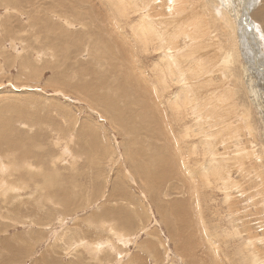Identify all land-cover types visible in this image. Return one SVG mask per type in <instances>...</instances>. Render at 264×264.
Listing matches in <instances>:
<instances>
[{"label":"rangeland","instance_id":"374dc122","mask_svg":"<svg viewBox=\"0 0 264 264\" xmlns=\"http://www.w3.org/2000/svg\"><path fill=\"white\" fill-rule=\"evenodd\" d=\"M96 1L87 7L91 19H81L92 29L107 18ZM141 1V8L125 0L122 12L110 10L126 41L94 35L100 47L123 41L131 48L120 57L129 77L122 88L115 73L97 68L109 70L104 57L78 51L83 33H27L52 59L23 75L16 58L29 52L17 30L30 12L11 20L16 32L0 31V152L9 157L0 159L11 164L14 155L18 167L24 160L36 166L16 168L27 180L18 198L14 191L13 199L0 197V264H264V0H177L176 10L169 0ZM190 20L200 26L186 37ZM137 22L147 43L133 37ZM226 48L236 54L231 73L221 63ZM167 58L191 69L172 67L165 85L159 68ZM99 71L106 76L96 89L115 99L114 108L87 90ZM145 82L158 84V103ZM212 159L220 174L202 177ZM153 171L155 181L144 176ZM63 234L86 247L68 249ZM99 240L111 249H89Z\"/></svg>","mask_w":264,"mask_h":264},{"label":"bare ground","instance_id":"6f19581e","mask_svg":"<svg viewBox=\"0 0 264 264\" xmlns=\"http://www.w3.org/2000/svg\"><path fill=\"white\" fill-rule=\"evenodd\" d=\"M96 0H0V7L3 8L4 12H5V15H4V19H0V31L2 30V32H5V31H11V32H16V30H14L13 28V25H12V22L11 20L12 19H17V16H21L23 14H25L28 10L27 13L30 12V14L28 15V22H27V25L22 27L21 29H18L17 32L18 33H24L25 35L29 32H34L36 29H44V30H58V31H61V32H64V33H67V34H72V35H69V36H75L77 34H81L83 33V35H86L85 37H81L80 38V41H79V50L81 53L82 52H88L90 54V57L92 55H96L97 57H104L105 60L107 61V64L109 66V70H104L102 67H97L99 70L102 69V72H109L111 75H113V73H115V76H113L112 78L113 79H116L117 80H114V81H119L118 83L115 82L113 83L115 87H120L122 88L123 87V83L121 84L120 81H122V78H126L128 76H126V73L127 70L125 69V67H122L123 66V63L120 59L121 55H128L129 52H130V49L128 48L129 46H127V44L125 45V43L123 44V41H126V36L124 37L123 35H125V33H119L118 29H121L122 28L120 27L121 25V22L120 20H117L111 13V9L112 8H117L119 12H122V9L124 8L125 6V0H99L100 1V4H102V6L106 9V15H107V18H105V22H101V23H98V25L95 28L92 29L93 27V23L91 24V26H87V24H84L81 19H91L90 17V14L88 12V9L87 7L91 4H94V6L96 7ZM137 3H138V6L141 8L142 7V1L141 0H136ZM177 0H169V5H171V9H174L176 10V7H178L177 5ZM212 5V4H211ZM166 9V8H165ZM178 9V8H177ZM230 9V8H229ZM232 11V10H231ZM166 13V12H165ZM226 13H224L225 15ZM152 16V15H151ZM170 17V15H169ZM27 18V17H26ZM174 18V17H173ZM54 19H56L54 21ZM154 19V18H153ZM169 19V18H168ZM225 19L226 21H228L229 25L233 26L232 25V22L229 18L226 17L225 15ZM149 20V19H148ZM151 21L150 22H153L152 18L150 19ZM18 21V20H16ZM171 21V20H170ZM23 22V21H22ZM178 22V21H177ZM182 22V21H181ZM172 23V22H171ZM102 24H106L108 27V30L107 32L103 33L104 32V29H100L98 26L102 25ZM204 24V23H203ZM17 25V24H16ZM96 25V23L94 24ZM152 25V23H151ZM216 25V24H215ZM79 26V30L77 31H74L72 29H76L77 27ZM156 26V25H155ZM154 26V27H155ZM199 23L198 21H196L195 23L193 21L190 20V25H189V32H185V35L186 37H193L196 36V32H198V29H199ZM76 27V28H75ZM135 27L138 29L137 31H133V37L140 40V41H144L146 39V43H147V36L146 37H142V35H145L147 34L145 30H143L142 26H141V22H137V24L135 25ZM152 27V26H151ZM157 27V26H156ZM187 27V26H186ZM185 27V28H186ZM207 27V26H206ZM209 27V26H208ZM224 27V26H223ZM235 27V26H234ZM98 28V31L97 32V29ZM147 29H150L149 27ZM90 30H94L90 35H87ZM156 30L157 32L153 31L154 34L156 35H163L161 32H159V30H157L156 28L154 29ZM235 30V29H234ZM204 31V30H203ZM61 32H54V33H57L59 35H61ZM108 32H111V34L115 35L117 38H120V40H122L121 38L123 37V41L121 43V41L116 45V46H111V47H100L98 46V43H96L94 40H98V39H101L100 37L98 36H94V35H106L108 34ZM171 32V31H170ZM224 32V31H223ZM62 36V35H61ZM128 37V36H127ZM178 37V36H177ZM234 37V36H233ZM17 38V37H16ZM15 37H13V40L11 41L12 43V46H15V43L14 41L16 40ZM19 38V37H18ZM25 41L24 43L26 44L25 48L23 50H26V52H29V54H24L22 55V57L20 56H17L18 58L16 59H19V66H20V71L21 74H23L24 72L28 71L29 68H31L33 65V63H36L38 64L42 59L43 57L45 56L46 58H51L52 59V55L49 51H46L44 50L43 48L39 47L41 46V41L40 40H37L35 37H33V39L30 37V36H25L24 37ZM21 39V38H20ZM132 39V38H131ZM237 39V38H236ZM177 40V39H176ZM29 41V42H28ZM207 41V40H206ZM23 42V41H22ZM137 41H135L134 45L136 44ZM130 43V42H129ZM144 43V45L146 44ZM59 48L63 47L65 44H66V39L63 38L61 39L60 41L57 42ZM156 44V43H155ZM173 44V43H172ZM233 44V43H232ZM237 44V43H236ZM131 45V43H130ZM132 44V46H134ZM166 45V43H165ZM193 45V44H192ZM204 45V44H203ZM24 46V44L22 45ZM21 46V47H22ZM81 46H82V49H81ZM201 46V45H200ZM131 47V46H130ZM149 47V44H147V48ZM208 47V46H207ZM16 48V47H15ZM14 48V50H15ZM198 48V47H197ZM200 48V47H199ZM205 48V47H204ZM230 48V47H229ZM228 48V49H229ZM93 51H92V50ZM201 49V48H200ZM82 50V51H81ZM172 50V48H171ZM198 50V49H197ZM203 50V49H202ZM77 51V52H78ZM148 51V50H147ZM224 51V50H222ZM230 51V50H228ZM21 52V51H19ZM19 52L17 54H19ZM36 53V58L34 59H30L29 57L33 54V53ZM98 52V53H96ZM209 52V51H207ZM227 52V48H226V51ZM24 53V52H23ZM169 53V52H167ZM222 53V52H221ZM16 54V53H15ZM16 54V55H17ZM240 54V53H239ZM27 55V56H25ZM81 55V54H80ZM219 55V54H218ZM24 56V57H23ZM168 56V55H167ZM175 56V55H174ZM97 57H94L92 59H96L95 62L98 63L100 61L99 58ZM126 57V56H124ZM165 57V56H164ZM170 57V56H169ZM168 57V58H169ZM173 57V56H171ZM167 58V59H168ZM221 58V63L223 64L224 68L227 70V72L231 73L232 71V64H233V61L235 62V58H236V54L234 53V50L231 52H227L225 54H221L220 56ZM45 59V58H44ZM43 59V60H44ZM166 59V58H165ZM165 62H167V60H165ZM172 59V58H170ZM168 59V60H170ZM163 59L161 62H163ZM190 61V60H189ZM184 62V61H183ZM162 63V66L164 65ZM161 64V63H159ZM169 63H166L165 67V71L166 72H163V69L159 68L160 69V73L163 74L161 75V78L162 80H164V76L165 74L169 73L170 69L172 67L180 70V71H183L184 68H181L177 62V60L175 59L174 62H172V65H171V60H170V64L168 65ZM189 64L187 63V65L185 64V69L184 70H187L189 71V69H191L190 66H188ZM194 66V67H193ZM202 67V64L199 62V63H193L192 67L194 69H198V67ZM235 67V65H234ZM233 67V68H234ZM240 67V66H239ZM121 68H122V72H121ZM157 68V69H158ZM156 69V71H157ZM223 69V68H222ZM239 71V70H238ZM190 72V71H189ZM241 72V71H240ZM196 73V71H195ZM107 74V73H106ZM157 74V73H156ZM194 73L192 72V75ZM24 75V74H23ZM105 74L104 73H100L99 72H96L95 75H94V82H95V86L94 85H91L87 88V90L89 91L90 88L92 90V92L94 93L95 96L98 97L99 101L103 104V105H107L108 107L110 108H114L116 107L114 104V101L115 99L114 98H111V97H108L105 93L104 95L102 94H99L97 89H96V86L98 87V84L100 83V85L102 83H104L101 78H103ZM235 75V74H234ZM240 75V74H238ZM21 76V75H20ZM102 76V77H101ZM106 76V75H105ZM188 76V75H187ZM223 76V75H222ZM243 76V75H242ZM101 77V78H100ZM191 77V76H190ZM233 77V76H232ZM248 77V76H247ZM125 78L123 79V81H125ZM129 78V77H128ZM131 78V77H130ZM159 81H156V83L158 82H161L162 83V80H160L161 78L158 77ZM222 78V77H221ZM234 78V77H233ZM237 78V77H236ZM127 79V78H126ZM235 79V78H234ZM191 80V78H190ZM70 81V80H69ZM98 81L99 83L96 84ZM105 81V80H104ZM165 81V80H164ZM168 81V80H167ZM238 82H240V79H238ZM120 83V84H119ZM145 85L149 83L145 82L144 83ZM164 84V82H163ZM240 84V83H239ZM158 85V84H157ZM157 85L155 84H150L149 87H150V90L149 93L150 95L153 96V100L155 103H158L157 101H155L161 94V92L158 91V88H157ZM165 85L166 84V81H165ZM112 86V85H111ZM163 86V85H162ZM103 87L105 88V84L103 85ZM107 87V85H106ZM205 87V86H204ZM163 88V87H162ZM119 89V88H118ZM117 89V90H118ZM165 89V88H164ZM163 89V90H164ZM123 90V89H122ZM214 91V90H213ZM114 92H117L116 90ZM58 94H61L63 95L61 92H58ZM125 90L123 91H118V97L119 99H123L124 96H125ZM156 94V95H155ZM216 100V99H215ZM221 100V99H220ZM173 101V100H172ZM248 101V100H247ZM221 102V101H220ZM227 104V102H226ZM176 103L175 102H172L170 104L171 107L175 106ZM222 105V104H221ZM158 107V105H157ZM156 107V108H157ZM216 108V107H215ZM213 107V109H215ZM159 109V108H158ZM220 109V108H219ZM158 111V110H157ZM198 112V111H197ZM219 113V112H218ZM227 114V113H226ZM244 114V113H243ZM241 114V115H243ZM244 117V116H243ZM242 117V118H243ZM162 119V118H161ZM246 119V118H245ZM244 119V120H245ZM248 119V118H247ZM239 120H241V118H239ZM242 121V120H241ZM243 122V121H242ZM249 122V121H248ZM163 123V122H162ZM248 125V124H247ZM164 127V126H163ZM27 128V126H26ZM167 128L165 127V131ZM249 130V128H247ZM172 133V132H171ZM166 134H169L168 131L166 132ZM172 138L175 139V137L171 134ZM170 137V136H169ZM171 138V137H170ZM177 139L173 140L176 141ZM211 141V140H210ZM209 141V142H210ZM173 142H172V145H173ZM213 142V141H212ZM174 143H177V142H174ZM178 144V143H177ZM207 144V143H206ZM211 144H214L211 143ZM210 144V146H211ZM209 145V143H208ZM207 145V146H208ZM56 147V144L54 145ZM57 148V147H56ZM175 149L177 148V146L175 145L174 147ZM175 149H173L175 151ZM178 149V148H177ZM193 151V150H192ZM67 152V148L65 147L63 150H62V153H66ZM69 152V151H68ZM192 153V152H191ZM206 153V152H205ZM215 153V152H213ZM0 158H9L5 155V153L3 152H0ZM212 156V154H211ZM214 156V155H213ZM12 160H11V164L9 163H4L1 159H0V181L1 180H4L2 185H0V197L2 198H5L6 196L10 195V197L13 199V195L10 191H14L16 192V196L15 198H18L19 197V191H21L25 186H26V183H27V180L25 178V175H23V177H21L20 175L22 174L21 172H15L17 171V169L19 168H22L24 169L25 171L27 172H31L33 170H35L36 166H34L32 163L29 162V160L27 161H23V163L21 164L20 167H18L20 164L19 162L14 159V158H17L16 156H12L11 157ZM54 158H60V157H55ZM179 159V158H177ZM6 160V159H5ZM180 161V160H179ZM213 161L215 162L214 159H212V171H211V168L209 166H205L202 171H200L201 173V176L202 177H206L208 175H213L214 174H220V171H217L218 169H216L217 165H219L218 163H213ZM4 164L8 165L9 167H4ZM181 166V165H180ZM18 167V168H17ZM9 168H11L12 170H8ZM17 168V169H16ZM8 170V172H7ZM41 170V169H40ZM180 170V169H179ZM187 170V169H186ZM221 170V169H220ZM181 171V170H180ZM222 171V170H221ZM154 172V171H153ZM224 173V171H222ZM47 174V172H45ZM156 172L154 173H151V172H148L146 173L144 176L147 178V179H150V180H154V176ZM186 173V172H185ZM187 174V173H186ZM191 174V173H190ZM159 175V174H158ZM188 175V174H187ZM216 175V176H217ZM215 176V177H216ZM59 178V175L57 176ZM219 177V176H218ZM190 178V177H189ZM216 179V178H215ZM158 180V179H157ZM155 181V180H154ZM194 181V180H193ZM25 182V184H24ZM222 184V183H221ZM32 186L35 188V182L32 181ZM27 188V186H26ZM223 188V187H222ZM199 214V213H198ZM197 214V215H198ZM196 215V216H197ZM195 217V216H194ZM22 218V217H21ZM27 216H24L23 219H26ZM197 218V217H196ZM199 218V217H198ZM22 223V222H20ZM140 223V222H139ZM89 225H87L88 227ZM135 227V225H134ZM110 229V228H109ZM110 233H115L114 230H111L109 231ZM117 237H119L120 239H124L122 237H120V233L119 231L117 232ZM64 235H62V240L64 241L65 245L67 246L68 249L72 248L73 246L74 247H77V246H80V245H85L84 243H82V240H79L78 241H74L73 239L70 240V238H68V235L67 238L68 239H64ZM65 236V237H66ZM125 236V235H123ZM86 242V241H85ZM88 242V241H87ZM90 247L89 249H92V250H96L97 252L99 251H105V249L108 250V248H110V244H109V241L107 240H99L97 241L96 243H88ZM86 247V245H85ZM83 249V248H82ZM88 249V248H87ZM111 249V248H110ZM84 250V249H83ZM106 250V251H107ZM85 251V250H84ZM92 252V251H91ZM94 252V251H93ZM94 255V254H93ZM99 259V258H98ZM117 264H119L117 262Z\"/></svg>","mask_w":264,"mask_h":264}]
</instances>
